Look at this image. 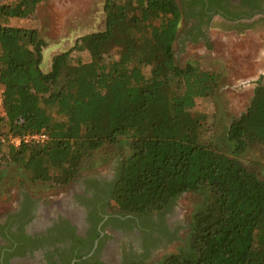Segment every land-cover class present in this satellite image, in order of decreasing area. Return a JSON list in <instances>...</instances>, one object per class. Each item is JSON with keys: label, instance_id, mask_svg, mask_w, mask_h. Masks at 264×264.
<instances>
[{"label": "trees", "instance_id": "16d2710c", "mask_svg": "<svg viewBox=\"0 0 264 264\" xmlns=\"http://www.w3.org/2000/svg\"><path fill=\"white\" fill-rule=\"evenodd\" d=\"M41 3H0V136L48 138L19 148L0 143V173L6 149L31 184L63 188L93 152L127 144L111 190L116 214L147 218L183 194L204 198L185 249L155 264H264V178L238 160L253 148L264 154V83L224 130L225 151L215 135L204 139L207 118L194 112L197 100L214 96L220 74L175 60L177 43L202 42L180 38V24L190 20L177 0H104V28L53 57L48 73L38 32L8 26ZM73 52L89 53L90 62L71 65Z\"/></svg>", "mask_w": 264, "mask_h": 264}, {"label": "rangeland", "instance_id": "374dc122", "mask_svg": "<svg viewBox=\"0 0 264 264\" xmlns=\"http://www.w3.org/2000/svg\"><path fill=\"white\" fill-rule=\"evenodd\" d=\"M15 1L0 0V3L9 5ZM103 2L42 0L29 18L10 20L8 26L38 32L45 43L41 69L48 73L53 57L69 52L79 38L104 28ZM187 30L188 25L182 22L179 36ZM174 53L176 63L181 68L189 63H197L201 68L220 74L221 80L214 96L197 100L194 112L207 118L209 131L206 130L204 139L209 140L215 135L216 142L226 151L224 130L246 112L257 83H264V15L236 25L214 19L204 41L196 44L179 42L174 46ZM69 58L71 65L76 61L88 63L91 60L87 52H73ZM140 70L148 74V69L142 67ZM211 117L215 122L213 128ZM5 131V127H2L1 132ZM128 154L127 144L122 147L104 146L93 152L88 167L76 175L99 174L116 179L120 164ZM1 158L0 223L14 212L26 196L38 207H43V200H46V204L51 198L52 202L62 200L70 192L66 187L69 183L63 188L51 184H31L21 169L9 164L6 149ZM238 160L258 177L264 178V154L259 149L247 150ZM203 201L199 194H183L165 211L147 218H137L136 225L129 226L120 236L110 239L108 253L100 252L96 260L107 264V257L114 264H155L166 256L180 253L185 249L191 217L203 205ZM110 210L115 212L114 206Z\"/></svg>", "mask_w": 264, "mask_h": 264}, {"label": "flooded vegetation", "instance_id": "af4514ba", "mask_svg": "<svg viewBox=\"0 0 264 264\" xmlns=\"http://www.w3.org/2000/svg\"><path fill=\"white\" fill-rule=\"evenodd\" d=\"M179 5L190 20L186 36L180 38L189 40L204 41L214 19L236 25L248 13L264 15V0H179ZM115 180L78 174L66 186V198H51L48 204L43 200V207L24 197L0 223V264H80L97 261L100 252L107 254L110 239L137 223L135 217L110 210ZM105 262L114 264L107 257Z\"/></svg>", "mask_w": 264, "mask_h": 264}, {"label": "built area", "instance_id": "2783aa9c", "mask_svg": "<svg viewBox=\"0 0 264 264\" xmlns=\"http://www.w3.org/2000/svg\"><path fill=\"white\" fill-rule=\"evenodd\" d=\"M48 138L44 134H31L23 137L0 136V143L14 148H19L21 144L25 145H42L47 142Z\"/></svg>", "mask_w": 264, "mask_h": 264}]
</instances>
